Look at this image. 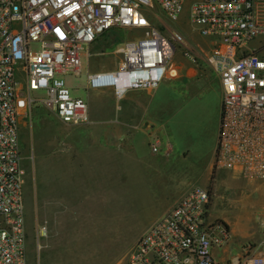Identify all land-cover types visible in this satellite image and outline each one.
Listing matches in <instances>:
<instances>
[{
    "label": "built area",
    "instance_id": "built-area-1",
    "mask_svg": "<svg viewBox=\"0 0 264 264\" xmlns=\"http://www.w3.org/2000/svg\"><path fill=\"white\" fill-rule=\"evenodd\" d=\"M187 4L190 25L209 42L205 63L221 88L213 169L264 182V0H0V264H27L21 122L40 105L65 125L86 123L87 105L71 95L65 76H80V51L113 31L136 37L116 45V70L86 73L88 89H111L120 100L175 80L184 36L154 25L152 15L161 11L177 23ZM150 151L158 153V145ZM210 204L209 189L189 187L121 264H264V252L219 259L232 235L210 218ZM47 233L44 221L37 241Z\"/></svg>",
    "mask_w": 264,
    "mask_h": 264
},
{
    "label": "rangeland",
    "instance_id": "rangeland-1",
    "mask_svg": "<svg viewBox=\"0 0 264 264\" xmlns=\"http://www.w3.org/2000/svg\"><path fill=\"white\" fill-rule=\"evenodd\" d=\"M188 6L177 23L169 22L161 11H156L157 17L152 15L154 25L165 24L183 34L185 49L180 53L189 70L188 78L164 80L158 87L157 97L162 101L168 99L172 112H176L166 123V114L159 112V123L166 126L160 130V137L165 150L170 152L171 162L176 158L177 147L174 150L167 145L181 142L185 157L178 158L193 169L188 188L204 182L201 187L209 189L210 218L223 224L232 235L230 245L234 251L229 258L244 252H264V182H245L231 174L230 182H222L218 180L219 175L228 172L213 169L221 88L218 78L205 63L210 46H206L188 21ZM134 37V32L118 30L84 47L79 54L81 76H65L71 95L76 89L81 92L88 71L116 65L119 61L114 54L116 43ZM32 96L43 98L44 94ZM24 123L19 130V149L26 174L27 264H121L138 237L157 219V184L146 186V195H140L139 189L135 191L132 185H120L116 194L115 185L114 199L108 200V208L91 209L88 217L82 216L85 211L78 208L67 217L61 218L57 213L51 216L50 210H57L58 201L48 204L43 193L47 191V178L58 176L59 145L65 130L73 127L61 123L40 105L33 108ZM73 157L72 151L69 166ZM123 189L124 195L120 193ZM44 221L48 224V233L37 241L38 226ZM63 221L70 225L69 232L61 231Z\"/></svg>",
    "mask_w": 264,
    "mask_h": 264
},
{
    "label": "crops",
    "instance_id": "crops-1",
    "mask_svg": "<svg viewBox=\"0 0 264 264\" xmlns=\"http://www.w3.org/2000/svg\"><path fill=\"white\" fill-rule=\"evenodd\" d=\"M204 43L206 46L209 44L207 40ZM257 49L258 43L252 47L253 51ZM180 52L175 55L179 68L177 81L189 75L188 66ZM117 64L95 71H114ZM81 88V92L78 89L74 91L73 97L86 103L88 121L66 129L63 134L58 152V176L47 178V191L43 193L48 204L58 201L57 210H50L49 215L57 213L61 218L67 217L78 208L85 211L81 213L82 216L88 217L91 209L108 208V200L114 199L115 185L116 194L120 185H132L135 191L139 189L140 195H146V186L157 184L158 221L187 190L191 184L188 178L191 180L193 176V169L178 158L185 157L181 142L174 145L168 143V148L175 150L177 147L174 152L176 160L171 162L170 152L165 150L160 137V130H165L166 126L159 123V112L166 114L165 123L176 113L172 112L170 101H162V98L157 97L159 88L155 91H129L120 100L114 97L111 89H88L86 80ZM24 124V121L21 122L20 128ZM151 144L158 145V153L150 151ZM72 151L73 163L69 166ZM163 152L165 155H162ZM208 173L205 174L206 179ZM218 180L230 182L229 173L223 172ZM200 184L205 185L204 182ZM126 191L128 195L129 189L126 188ZM63 223L60 225L61 231L69 232L70 225L66 221ZM233 251L231 245L227 246L225 254L219 259L228 262L237 256L229 258Z\"/></svg>",
    "mask_w": 264,
    "mask_h": 264
},
{
    "label": "trees",
    "instance_id": "trees-1",
    "mask_svg": "<svg viewBox=\"0 0 264 264\" xmlns=\"http://www.w3.org/2000/svg\"><path fill=\"white\" fill-rule=\"evenodd\" d=\"M116 44H118V43H116Z\"/></svg>",
    "mask_w": 264,
    "mask_h": 264
}]
</instances>
